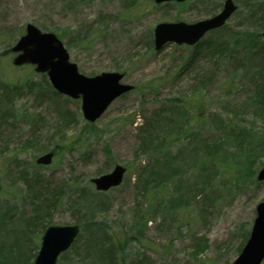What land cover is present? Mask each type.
<instances>
[{"label": "rangeland", "instance_id": "obj_1", "mask_svg": "<svg viewBox=\"0 0 264 264\" xmlns=\"http://www.w3.org/2000/svg\"><path fill=\"white\" fill-rule=\"evenodd\" d=\"M224 1L0 0V212L8 214V241L23 251L21 264H33L48 226L80 224L87 208H96L99 228L125 244L121 263L142 256L146 264H232L238 257L264 201V181L257 180L264 163V116L258 114L264 109L256 97L264 53L248 46L259 28L249 20L250 0H234L239 10L203 44L154 48L157 25L210 18ZM28 24L55 33L83 75L124 73L123 82L135 89L88 123L80 100L57 93L33 66L12 64L15 54L8 50ZM176 99L190 121L182 124L187 131L170 125L180 134L170 135L163 118ZM163 131L170 153H184L181 166L197 156L180 190L195 197L180 205L172 203V184L155 194L144 184L148 164L163 168L160 154L149 150L162 139L148 147L144 139ZM50 151L53 163L37 165ZM116 165L127 169L124 182L97 191L91 180ZM158 193L159 204L151 200ZM88 233L81 227L58 264L85 263L79 254Z\"/></svg>", "mask_w": 264, "mask_h": 264}, {"label": "water", "instance_id": "obj_2", "mask_svg": "<svg viewBox=\"0 0 264 264\" xmlns=\"http://www.w3.org/2000/svg\"><path fill=\"white\" fill-rule=\"evenodd\" d=\"M154 1L160 4L186 0ZM236 9L233 0H226L223 10L213 18L193 24L161 23L154 31L155 48L160 50L168 42L194 45L206 32L223 26ZM12 51L17 54L13 60L15 66L34 65L37 73L48 75L59 93L74 99L81 98L84 117L90 122L96 121L116 98L133 88L120 83L124 75L117 72H106L95 77L80 74L77 65L70 61V55L62 41L54 33L42 32L33 24L27 25L25 35L12 47ZM53 156V153L45 154L37 163L50 165ZM125 172L124 167L117 165L112 172L95 178L92 182L97 190L107 191L122 183ZM257 179L264 181V165L258 172ZM256 211L257 217L250 237L232 264H262L264 261V201L257 205ZM78 233L79 227L76 225L47 228L35 264H56L59 255L68 250Z\"/></svg>", "mask_w": 264, "mask_h": 264}, {"label": "trees", "instance_id": "obj_3", "mask_svg": "<svg viewBox=\"0 0 264 264\" xmlns=\"http://www.w3.org/2000/svg\"><path fill=\"white\" fill-rule=\"evenodd\" d=\"M252 1V0H250ZM249 4L251 6L250 9V22H254L256 25H258V30L256 33H254V38H251L248 41V46H251V49L258 48L259 52L264 53V42L262 41V33L261 31H264V0H254L252 3ZM257 8V13H254V9ZM259 39V40H258ZM261 39V40H260ZM236 42L241 41L240 44H242L241 39H236ZM205 44V43H204ZM206 45L212 46V41H209L206 43ZM201 51L198 50L196 54H198ZM8 53L11 54V49L8 50ZM7 54V53H5ZM264 69V68H263ZM264 73L263 71H260ZM262 76V75H261ZM260 76V77H261ZM262 81L257 83V92L256 97L258 99L260 108L264 109V77H262ZM263 84V86L260 87V85ZM175 101H178L176 105L173 103V107L170 110V115H168L165 119V125H168L169 129L167 132L174 135L178 134L179 131L170 129V125L176 126L180 129L178 130H185L188 129L183 125H188L190 121V117L188 115L187 109H185L180 104V99H176ZM258 115L264 116V113L259 112ZM231 127V126H230ZM233 129V128H231ZM236 130H238L236 128ZM164 132V131H163ZM169 135V136H170ZM180 135V134H178ZM159 138L162 139V143L160 142L157 147L149 149L153 153H158L161 156V160L163 161L161 165L163 164V168L158 169L160 164L158 162L153 161V163L148 164L145 169V175L147 176V179L144 181V184L148 187H152L153 194H155V189L159 187L160 190H165L169 185L172 184V189H174L173 193L170 195L173 198L172 203L173 204H182L183 202H187L189 200V196H194V194L189 191L188 194L191 193V195L185 197L186 195L182 192H180L181 188L183 187V175L184 173H188L187 168H194V166L197 164L195 160H197V156L191 155L188 158V161H186V165L182 164V166L178 163L179 159L181 158V151H178L176 154H171V146H166V142H168L167 137L168 134L164 132V135L158 137L157 135H154L153 137L151 135L147 136L144 139V144L146 147L147 143L151 142L153 138ZM180 137V136H179ZM210 148V147H209ZM211 151L213 148H210ZM184 154V153H182ZM186 166V167H185ZM149 177V178H148ZM158 190V189H157ZM159 190V191H160ZM200 192V191H198ZM197 196V195H196ZM189 197V198H188ZM187 198V199H186ZM184 199H186L184 201ZM153 201H157V204L161 203V197L159 193L157 195H152ZM83 207V206H82ZM88 212H84L81 215V219H79L78 224L80 227H84L86 230L89 231V237L86 242V245L83 248V252L79 254L80 259L84 260V264H128L121 263L120 259L122 256V252L126 250V246L123 243V245H119L118 243H115L112 239V236L108 230H105L103 228H99L94 223V218L96 216V208H87ZM8 214L6 212H0V264H21L22 258H23V251L21 248H19L18 244L12 243L8 241V235L6 231L4 230L6 226V220H7ZM142 233H138V241H141ZM243 246V245H242ZM242 246L239 248L241 250ZM148 262L147 259H143L142 256L138 257L135 261H132L130 264H146ZM24 264V263H23Z\"/></svg>", "mask_w": 264, "mask_h": 264}]
</instances>
